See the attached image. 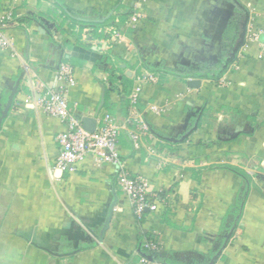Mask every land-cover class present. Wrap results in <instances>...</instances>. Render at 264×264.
Returning <instances> with one entry per match:
<instances>
[{
    "label": "crops",
    "instance_id": "obj_1",
    "mask_svg": "<svg viewBox=\"0 0 264 264\" xmlns=\"http://www.w3.org/2000/svg\"><path fill=\"white\" fill-rule=\"evenodd\" d=\"M5 10L0 117L16 93L0 125V264H264V0H0ZM48 89L96 122L136 111L153 136L136 149L123 132L118 164L62 172V125L36 106ZM120 169L168 203L137 217Z\"/></svg>",
    "mask_w": 264,
    "mask_h": 264
},
{
    "label": "built area",
    "instance_id": "obj_2",
    "mask_svg": "<svg viewBox=\"0 0 264 264\" xmlns=\"http://www.w3.org/2000/svg\"><path fill=\"white\" fill-rule=\"evenodd\" d=\"M13 24V14L10 10H5L0 14V49L11 46V37L6 31ZM118 39V35L115 34L111 45H115ZM262 58H264V45L261 46L258 54V59ZM59 74V77L65 79L69 86L75 85L74 78L69 73V66L61 65ZM152 75L142 73L139 79L140 81H151L153 80ZM135 97L132 100L134 108ZM36 106L45 114L57 118L62 125V130L55 136L57 146L54 164L57 169L69 174L77 172L86 163L93 168L103 164H118L119 137L123 132L136 149L144 143L143 139L146 136L147 138L153 136L144 118L139 113H135L136 111L131 117L125 119L124 124L118 123L110 114L104 113L98 118L94 131H87L83 127L81 118L75 115L73 108L69 107L63 89L44 91L36 100ZM116 184L122 195L129 201L134 214L139 218L144 216L145 212H157L160 203H168L167 200H160L149 190L146 180L131 178L122 169L117 175ZM142 249L147 253H157L159 244L149 240L143 243ZM141 261L144 264H164L158 259L148 260L146 256H143Z\"/></svg>",
    "mask_w": 264,
    "mask_h": 264
},
{
    "label": "water",
    "instance_id": "obj_3",
    "mask_svg": "<svg viewBox=\"0 0 264 264\" xmlns=\"http://www.w3.org/2000/svg\"><path fill=\"white\" fill-rule=\"evenodd\" d=\"M245 32H246V22L243 24V33H242L241 37L244 38ZM242 43H243V41H242ZM188 85L190 87L197 88L200 85V81H199V79H191V80L188 81ZM15 93H16V88H13L11 90L10 96L8 97V101H7V104H6L5 108H4V111L1 114V117H0V125H1V121L3 120V118L6 117V115H7L8 111H9L10 107L13 104V99H14ZM78 117L81 118V121H82V124H83L84 129H86L89 132L94 131V129L96 127V120L94 118L80 117V116H78ZM147 259L148 260H151L152 258L148 256Z\"/></svg>",
    "mask_w": 264,
    "mask_h": 264
},
{
    "label": "trees",
    "instance_id": "obj_4",
    "mask_svg": "<svg viewBox=\"0 0 264 264\" xmlns=\"http://www.w3.org/2000/svg\"><path fill=\"white\" fill-rule=\"evenodd\" d=\"M245 21H246V18H244V22H245ZM82 23H83V22H82ZM83 24H84V23H83ZM83 24H82V25H83ZM85 25H86V24H85ZM241 35H242V34H241ZM241 35H240V38H241ZM228 63H229V62H228ZM224 70H225V69H224ZM144 255L148 256V254H146V253H144ZM152 257H153V259H158V260H160L159 257L156 256V255H154V254L152 255Z\"/></svg>",
    "mask_w": 264,
    "mask_h": 264
}]
</instances>
